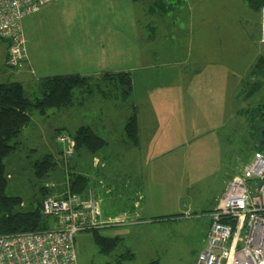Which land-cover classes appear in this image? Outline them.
<instances>
[{
	"label": "rangeland",
	"instance_id": "rangeland-1",
	"mask_svg": "<svg viewBox=\"0 0 264 264\" xmlns=\"http://www.w3.org/2000/svg\"><path fill=\"white\" fill-rule=\"evenodd\" d=\"M146 1L60 0V7L44 6L24 18V49L33 61V73L23 68L15 81L25 82L33 94L35 85L28 83L37 77L94 72V85L93 92L75 90L74 107L48 110L45 117L30 112L31 122L18 136L21 143L3 158L4 192L20 198L13 212L34 210L43 187L54 184V191L61 189L67 172L80 168L90 178L107 172L121 180L123 211L137 213L136 222L193 217L99 228L97 234L118 238L106 255L99 252L92 230L80 232L74 240L76 264H115L118 259L119 264H138L146 255L156 264H195L204 241L205 211L217 202L236 169L251 160L247 109L264 104V80L251 98L246 95L255 81L250 75L256 62V11L247 8V0H206L203 9L190 0L189 10L184 5L182 11L150 16L144 10ZM54 18L66 27L61 32H52ZM202 30H208L209 39L201 36ZM109 70L130 74L129 95L122 92L123 84L99 79ZM133 106L142 116L139 148L124 133L126 113L132 114ZM85 125L102 136L106 146L95 154L82 147L66 158L70 135ZM60 136L66 137L64 143L58 141ZM46 155L56 164L40 177L34 164ZM95 157L101 160L99 169L88 165H95ZM134 184L145 188L140 208L134 207L133 194H127ZM121 207L119 200L109 202L104 212ZM128 247L135 259L128 260Z\"/></svg>",
	"mask_w": 264,
	"mask_h": 264
},
{
	"label": "built area",
	"instance_id": "built-area-1",
	"mask_svg": "<svg viewBox=\"0 0 264 264\" xmlns=\"http://www.w3.org/2000/svg\"><path fill=\"white\" fill-rule=\"evenodd\" d=\"M58 0H0V39L7 43L6 68H19L26 59L22 22ZM260 42L264 43V6L260 10ZM66 137L60 136L64 143ZM71 140L65 157L74 153ZM40 203L48 227L0 235V264H76V234L121 220L104 222L93 192L80 196L70 190ZM51 187H55L54 184ZM208 213L210 225L195 264H264V153L255 152L228 180Z\"/></svg>",
	"mask_w": 264,
	"mask_h": 264
},
{
	"label": "trees",
	"instance_id": "trees-1",
	"mask_svg": "<svg viewBox=\"0 0 264 264\" xmlns=\"http://www.w3.org/2000/svg\"><path fill=\"white\" fill-rule=\"evenodd\" d=\"M247 6L256 12H260L261 7L264 6V0H247ZM263 63L264 60L258 59L251 71L250 79H254L255 81L250 90L246 93L250 97L254 95V92L258 91L263 84L262 79H264V74L261 75L260 73V76L258 75L259 77L257 76L253 78V75L259 73L258 69L261 70L260 68ZM102 75L103 76H101L102 78L100 79L112 81L115 85L123 84L122 86H124V90L122 92L124 94L129 95L131 93L133 89L132 77L128 72L109 71L104 72ZM93 85V79L91 76H84L79 73L48 76L40 80V95L31 99L25 93L22 84L14 81L0 82V235L14 234L28 230L39 231V229L47 228L48 219L44 218L40 212V202L49 196H59V194H50V190H54L55 187H43L41 190L43 192L42 197L36 202L37 205L34 210L27 212H13L16 204L20 202V198L9 197L4 192L7 183L3 158L12 154L19 145L18 136L31 122V115H29L30 112L36 111L38 114L45 116L48 110L67 109V107H70L75 103V90L79 89V91L83 93L93 92ZM114 88L117 89V86ZM248 110L251 111L246 117L250 127L249 139L251 141L250 149L252 150V155L257 151L264 153V104L257 103L255 106L248 108L247 111ZM138 130L137 114L133 111L126 120L124 133L127 140L134 147L139 145ZM70 136L75 150H79L83 147L93 154L102 150L107 144L102 136L96 134L92 128L88 126H80ZM55 164L52 156L46 155L42 159L36 161L34 168L38 176L42 177L48 175V173L54 168ZM66 177L70 183V190L76 194H81L88 185V179L77 172H67ZM101 188H104L103 191L106 194L111 192V189L106 186ZM98 201H100L101 212L102 198L99 197ZM138 203L139 200L135 202V205ZM157 219L169 220L171 218L160 217L155 218L154 220L159 222ZM108 220L113 222L112 219H105L106 222H108ZM97 230L98 229H94L92 231L95 233L94 241L95 244L99 246V252L104 255L112 253L117 245L118 238L103 237L102 235L97 234ZM128 256L129 259L132 255L129 253ZM119 263H121V259L116 260L115 264ZM156 263V261H151L149 264Z\"/></svg>",
	"mask_w": 264,
	"mask_h": 264
},
{
	"label": "crops",
	"instance_id": "crops-1",
	"mask_svg": "<svg viewBox=\"0 0 264 264\" xmlns=\"http://www.w3.org/2000/svg\"><path fill=\"white\" fill-rule=\"evenodd\" d=\"M193 1L194 2H192V3L194 5H195L196 2L198 3L199 9L200 8L203 9V8L206 7V0H193ZM62 2H60V0H59V2L51 3V5H47L46 7H44L43 10H49V9L51 10L53 8L60 7L59 4H61ZM146 2H149V3H147L146 5L144 4V10H145V13L150 15V16L151 15H159V14H162V13H165V12H171V11H173V9H176V10L178 9V11H182V9L180 7H183L184 5L189 10L188 6L191 5L190 4V0H150V1H146ZM247 8L251 9L248 6H247ZM260 17H261L260 16V12H256V15L253 17V20H252L253 21V27L255 28L256 35H257V47L255 48V53H254V60L256 62H257L258 59L264 60V43L262 44L260 42V38L258 37L259 33H260V27H259ZM57 22H58V18L55 19V22H54L53 27H52V32L53 31L61 32V30L66 28L64 25H61L60 23L57 24ZM202 22L205 23L206 21L205 20H201L200 23H202ZM147 25H151V24H147ZM206 25L207 24H203L202 26H206ZM144 26H146V25H144ZM23 27H24V20H23ZM147 28L148 27H146L145 29L148 30ZM149 28H150V26H149ZM24 29H25V27H24ZM201 36L204 39H206V40L209 39L208 30H204V31L202 30ZM6 54H7V43L4 40L0 39V82H7V81H10V80H14V82L22 84L23 87H24L25 93L31 99H33V97L38 96L39 84H40V80L41 79H43L44 77L57 75V73L54 74V75H43L42 77H39V78L37 77L38 79L37 78L33 79L28 84H32L33 83L35 85V88H36V90L38 92L36 90H34L33 94H31L26 89V87H25L26 84L24 85L25 82L23 83V82L15 81L17 79H14V77L20 76L18 71H21V73L25 72V71H23V68L24 69L29 68L30 71H31V69H32L31 67H32L33 61L29 59L30 56L28 54V51H27V57H26L25 61L21 64L22 66L20 65L21 68H15L13 70H10L11 73H10L9 70H6L5 69L6 67L4 66V62H5L4 59H5ZM256 62L253 64V66L256 64ZM252 70H253V67H252ZM13 71H15V72H13ZM109 71H111V70H109ZM109 71H103V72L100 71V72L103 74L104 72H109ZM100 72H98V74L97 73L96 74L99 76V74H101ZM258 72L259 73L253 75V78L257 77L258 75L260 76V73H261V75H262V73L264 74V63L261 66V70L258 69ZM31 73H33V71H31ZM76 73H65V74H76ZM89 73H87V74L79 73V74L84 75V76H87V75L90 76L94 72H89ZM23 74H25V73H23ZM58 74L59 75H65V74H61V73H58ZM102 74L100 75L99 79L102 78L101 77ZM263 80L264 79H262V83H263ZM256 92H254V94ZM77 103L79 104L78 105L79 107L82 104V102L78 101V100H77ZM74 106H76V103H74V105H72L70 107H74ZM133 111H135L136 114H137V121H138V128H139V130H138V132H139V143L138 144L139 145L135 146V148H139L141 146V144H142L141 143V140H142L141 139L142 138V136H141V126H142L141 117L142 116H141L140 110H138V108L136 106L135 107L133 106ZM126 114H127V118H128L129 117L128 115L131 114V111L128 110ZM38 115H40V114H38ZM41 116L45 117L43 115H41ZM125 118H126V115H125ZM127 118L125 120H127ZM85 126H87V125H85ZM21 133H23V131ZM20 143L21 142L19 141V144ZM135 148L133 147V149H135ZM75 152H76V150H75ZM77 152H78V150H77ZM89 159L91 160V158H89ZM94 163H95V165H93L92 162L91 163L88 162V165H90V167L93 168V169H99L98 167H99V165L101 163V160L98 157H95ZM77 173L80 174V175L81 174L84 175L88 179V185L86 186L84 191H82V193L79 194L81 197L82 196L83 197L87 196L89 191H92L94 198L98 200V198L100 197L99 195L104 194V191H103L104 188L102 189L101 187L106 186L107 188L111 189V192L109 194L104 195L103 197H100V198H102V201H103L102 204H101V212H102V219L104 221H105V219H112L113 221H116V220L120 219V220H122V222L125 221L123 224H124V226L126 228L127 227L133 228V227H138V225H144V224L145 225H147V224L153 225L155 223H160V222H170L171 223V222H174V221H182V220H187L188 218L189 219L193 218V217H191L192 214H188L187 217H182L181 219H177V218L176 219L171 218L169 220H159V219H157V220H159V222H158V221L154 220L155 218H158V217H152L149 220H144L143 222L138 221V222H140V223H138V222L135 221L137 219V217H136L137 213L133 214L132 213L133 211H130V210L127 211V212L123 211L121 180L117 179L115 176L113 177L111 173H107V172H104L106 174H103L101 176H98L97 172H96L95 173L96 175L95 176L92 175V178H90L91 175L89 176L88 173H84V172L80 171V168H79V170H77ZM64 180H65V182L63 183L64 185L62 186V188L59 189V190H56V191L50 190V192H51L50 194H52V195L56 194L57 195V194H61L62 192H64L65 183L67 181V177L66 176H65ZM127 188L129 190L127 192V194L129 192H131L133 194L132 199H133V202H134V207H135V202H137V200H142L140 203H138L139 204L138 207H136V208H140L142 206V204H144L142 202L144 200H146L145 199V188H144V185H141V188H139V184H137V185L134 184V186H130V187H127ZM123 194H125L124 191H123ZM137 194H141L142 198L139 199V196H137ZM106 197H108L110 199L106 200L105 199ZM216 199H215V201H213L212 204H210L208 210L205 211V213H207V214L203 216L205 218L204 222H205V229H206L205 233H204V235L202 237L203 240L205 239V235H206L207 231L209 230L208 227L210 225V218L208 216V213L215 208L214 206L216 204ZM117 200L120 201V205L122 206L120 208V210H118V211L113 210V211H105L104 212V207L107 205V203L110 202V204L112 205V204H115V202H117ZM128 219H129V221H127ZM126 221H127V223H126ZM204 241L198 247V251H197L198 253L201 250V248L203 247ZM129 253L132 255L129 259H135L136 255L133 254V251H132V249L130 247H128V249H127V255ZM145 258H146V260H144V261L140 260L141 262L138 263V264H149V263H151V261H155L156 260V259H152L151 260L152 257L150 258L148 255H146Z\"/></svg>",
	"mask_w": 264,
	"mask_h": 264
},
{
	"label": "water",
	"instance_id": "water-1",
	"mask_svg": "<svg viewBox=\"0 0 264 264\" xmlns=\"http://www.w3.org/2000/svg\"><path fill=\"white\" fill-rule=\"evenodd\" d=\"M264 147V146H263Z\"/></svg>",
	"mask_w": 264,
	"mask_h": 264
}]
</instances>
